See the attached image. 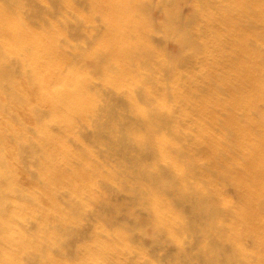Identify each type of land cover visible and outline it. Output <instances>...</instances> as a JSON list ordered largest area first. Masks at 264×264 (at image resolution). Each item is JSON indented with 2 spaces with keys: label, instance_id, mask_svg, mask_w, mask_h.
<instances>
[{
  "label": "bare ground",
  "instance_id": "obj_1",
  "mask_svg": "<svg viewBox=\"0 0 264 264\" xmlns=\"http://www.w3.org/2000/svg\"><path fill=\"white\" fill-rule=\"evenodd\" d=\"M0 264H264V0H0Z\"/></svg>",
  "mask_w": 264,
  "mask_h": 264
},
{
  "label": "rangeland",
  "instance_id": "obj_2",
  "mask_svg": "<svg viewBox=\"0 0 264 264\" xmlns=\"http://www.w3.org/2000/svg\"><path fill=\"white\" fill-rule=\"evenodd\" d=\"M184 11L187 12V8H184Z\"/></svg>",
  "mask_w": 264,
  "mask_h": 264
}]
</instances>
